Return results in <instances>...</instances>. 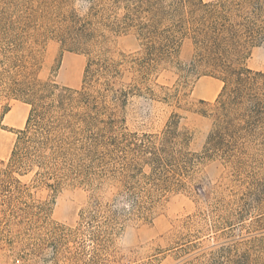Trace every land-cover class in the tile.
<instances>
[{"label": "trees", "instance_id": "1", "mask_svg": "<svg viewBox=\"0 0 264 264\" xmlns=\"http://www.w3.org/2000/svg\"><path fill=\"white\" fill-rule=\"evenodd\" d=\"M66 2L0 0V95L29 106L9 157L20 174L36 168L58 183L88 187L110 222L147 220L162 198L185 188L200 155L173 122L161 134H138L125 131L123 113L130 95H153L149 76L185 38L193 45L191 66L223 82L204 151L227 155L264 143V73L245 63L264 41V0H88L85 16ZM130 31L139 50L113 57L101 48L105 32ZM46 35L87 56L79 89L38 77L37 45ZM126 71L131 80L116 87ZM172 99L179 100L176 91ZM192 247L177 257L184 256L181 264H264V234Z\"/></svg>", "mask_w": 264, "mask_h": 264}, {"label": "rangeland", "instance_id": "2", "mask_svg": "<svg viewBox=\"0 0 264 264\" xmlns=\"http://www.w3.org/2000/svg\"><path fill=\"white\" fill-rule=\"evenodd\" d=\"M65 8L85 16L88 0H67ZM105 36L101 48L109 56L139 50L134 31ZM39 42L38 77L79 89L87 56L62 49L52 35ZM192 55L193 45L185 38L149 76L146 84L153 95H130L124 109L125 131L161 134L176 125L200 155L185 188L162 198L147 220L110 222L88 187L58 183L36 168L20 174L9 157L29 106L0 95V264H181L184 256L177 257L192 245L207 250L264 234V143L257 139L242 152L208 156L204 145L223 82L193 68ZM245 63L264 73V41L251 49ZM131 77L124 72L115 86ZM175 91L178 101L172 99ZM10 117L17 125L10 124Z\"/></svg>", "mask_w": 264, "mask_h": 264}, {"label": "bare ground", "instance_id": "3", "mask_svg": "<svg viewBox=\"0 0 264 264\" xmlns=\"http://www.w3.org/2000/svg\"><path fill=\"white\" fill-rule=\"evenodd\" d=\"M17 119V118H16ZM10 124L12 125H17V122L15 120L12 119V117H10Z\"/></svg>", "mask_w": 264, "mask_h": 264}]
</instances>
